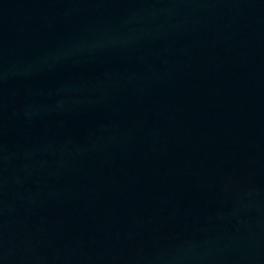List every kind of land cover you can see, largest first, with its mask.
Wrapping results in <instances>:
<instances>
[{
	"label": "water",
	"instance_id": "1",
	"mask_svg": "<svg viewBox=\"0 0 264 264\" xmlns=\"http://www.w3.org/2000/svg\"><path fill=\"white\" fill-rule=\"evenodd\" d=\"M0 264H264V0H119L3 208Z\"/></svg>",
	"mask_w": 264,
	"mask_h": 264
}]
</instances>
